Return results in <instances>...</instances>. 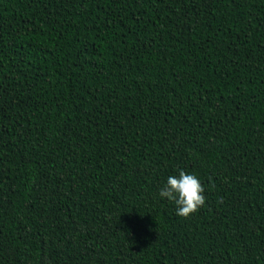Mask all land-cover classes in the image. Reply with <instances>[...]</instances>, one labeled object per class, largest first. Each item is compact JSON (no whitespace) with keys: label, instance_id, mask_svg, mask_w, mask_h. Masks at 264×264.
<instances>
[{"label":"trees","instance_id":"trees-1","mask_svg":"<svg viewBox=\"0 0 264 264\" xmlns=\"http://www.w3.org/2000/svg\"><path fill=\"white\" fill-rule=\"evenodd\" d=\"M0 264H264V0H0Z\"/></svg>","mask_w":264,"mask_h":264},{"label":"clouds","instance_id":"clouds-1","mask_svg":"<svg viewBox=\"0 0 264 264\" xmlns=\"http://www.w3.org/2000/svg\"><path fill=\"white\" fill-rule=\"evenodd\" d=\"M204 192L205 188L195 174L180 170L178 175L167 178L159 196L175 204L177 216L188 219L205 206Z\"/></svg>","mask_w":264,"mask_h":264}]
</instances>
